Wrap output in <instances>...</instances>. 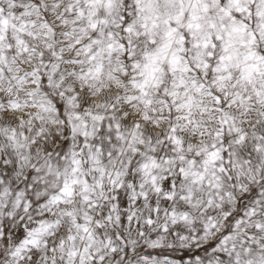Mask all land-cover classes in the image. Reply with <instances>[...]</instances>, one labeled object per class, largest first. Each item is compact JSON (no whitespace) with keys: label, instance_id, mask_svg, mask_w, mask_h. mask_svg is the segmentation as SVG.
Segmentation results:
<instances>
[{"label":"snow or ice","instance_id":"obj_1","mask_svg":"<svg viewBox=\"0 0 264 264\" xmlns=\"http://www.w3.org/2000/svg\"><path fill=\"white\" fill-rule=\"evenodd\" d=\"M0 264H264V0H0Z\"/></svg>","mask_w":264,"mask_h":264}]
</instances>
